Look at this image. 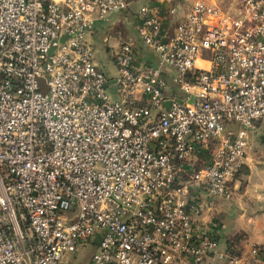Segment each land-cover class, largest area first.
Here are the masks:
<instances>
[{
	"label": "built area",
	"instance_id": "2783aa9c",
	"mask_svg": "<svg viewBox=\"0 0 264 264\" xmlns=\"http://www.w3.org/2000/svg\"><path fill=\"white\" fill-rule=\"evenodd\" d=\"M131 1L0 0V264H262L197 225L264 128V0H194L173 30L141 6L158 61L127 41L111 79L89 36Z\"/></svg>",
	"mask_w": 264,
	"mask_h": 264
},
{
	"label": "crops",
	"instance_id": "0c3cea01",
	"mask_svg": "<svg viewBox=\"0 0 264 264\" xmlns=\"http://www.w3.org/2000/svg\"><path fill=\"white\" fill-rule=\"evenodd\" d=\"M193 1L132 0L127 9L111 13L107 21H97L89 36L90 42L94 50L105 48L108 52H111L112 48L115 49L112 55L115 62L121 45L127 41H133L139 49L138 64H156L157 58L145 57L142 52L145 49V44L138 33L137 14L139 9L143 5L150 4L160 5L165 11L171 8L177 9L176 15H168V29L173 30L177 23L183 20L184 14L191 8ZM207 1L209 4L219 6L225 11L235 9L231 0ZM118 28L124 31L123 34H127L126 41L125 39L121 40L120 37L116 39L115 36L119 34L116 31ZM112 30L114 33L116 31V35L114 33L113 36L110 34L109 31ZM116 76L117 73L109 78L114 79ZM260 133L262 132L251 133L245 164L231 182L233 200L223 199L221 205L214 202V206L204 214L197 225L199 232L213 234L222 249L229 250L234 255L248 258L252 257L251 251L253 249H264V155L258 151L257 141ZM251 138L254 139L251 140ZM208 159V155L199 153L194 159V167L207 163ZM187 168L189 171L193 169L191 162ZM192 193L196 194L197 192L193 189ZM236 236L239 242L234 243L237 239H235ZM232 243H234L233 248L235 251L228 247ZM93 251L94 247L93 249L81 248L77 252L68 255L64 259V264H83V256L89 252H92V255ZM259 259L264 264V256Z\"/></svg>",
	"mask_w": 264,
	"mask_h": 264
},
{
	"label": "rangeland",
	"instance_id": "374dc122",
	"mask_svg": "<svg viewBox=\"0 0 264 264\" xmlns=\"http://www.w3.org/2000/svg\"><path fill=\"white\" fill-rule=\"evenodd\" d=\"M117 24V23H116ZM115 24V25H116ZM132 24V23H131ZM116 31L119 32V34L116 35ZM115 31V33L112 31H109L110 34L113 36V33L114 35H116V39H118L119 37L121 38V40L126 39L128 38L127 37V34H123L122 32H124L121 28H118L117 30ZM127 31V30H126ZM141 40V39H140ZM113 42V41H112ZM120 42V41H119ZM144 50L142 51L145 55V57H151L153 59H156L157 58V61H158V55L153 52L152 50H150L148 47L144 46ZM115 49L112 48L111 52L107 51L105 48H97L95 50V63L97 64V66L108 76H112V75H115L117 73V66H116V63L114 62V59L112 57L113 53H114ZM112 95H114V92L113 91H110ZM261 132H264V128L262 129ZM252 136V135H251ZM254 138H251V140H253ZM258 141V151L262 152L263 155H264V145H262L260 142H259V139H257ZM252 145H253V141H252ZM211 153V152H209ZM194 166V165H193ZM192 166V167H193ZM196 168V167H194ZM192 170V169H191ZM233 195L230 197V198H227L229 199L230 201L233 200ZM223 199H226V198H216L214 197L213 199H211L210 201L212 203H217V205H221ZM228 200V201H229ZM214 206V205H213ZM222 212H224V210H222ZM86 249H93V246H87L85 247ZM92 253V252H91ZM91 253H87L83 256L82 258V261H83V264H93L92 263V255Z\"/></svg>",
	"mask_w": 264,
	"mask_h": 264
},
{
	"label": "water",
	"instance_id": "95a60500",
	"mask_svg": "<svg viewBox=\"0 0 264 264\" xmlns=\"http://www.w3.org/2000/svg\"><path fill=\"white\" fill-rule=\"evenodd\" d=\"M169 103H167V107H169ZM258 139H259V142L264 145V132L260 133L258 135ZM101 240H102V236L101 234H97V236L95 237L94 241H93V244L95 246H99L101 244Z\"/></svg>",
	"mask_w": 264,
	"mask_h": 264
},
{
	"label": "trees",
	"instance_id": "16d2710c",
	"mask_svg": "<svg viewBox=\"0 0 264 264\" xmlns=\"http://www.w3.org/2000/svg\"><path fill=\"white\" fill-rule=\"evenodd\" d=\"M237 176V175H236ZM237 238V236L235 237V239ZM240 238V237H239ZM236 242H239L238 241V238L235 240V242L234 243H236ZM234 243H232V244H229V248L231 249V250H233L234 248H233V245H234ZM233 251H235V249L233 250ZM262 253H264V249H261L260 250ZM264 255V254H263Z\"/></svg>",
	"mask_w": 264,
	"mask_h": 264
}]
</instances>
